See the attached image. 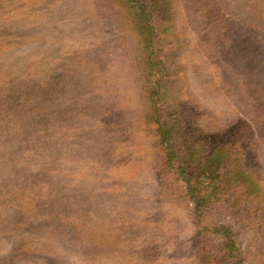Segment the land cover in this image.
I'll return each instance as SVG.
<instances>
[{"label": "rangeland", "instance_id": "obj_1", "mask_svg": "<svg viewBox=\"0 0 264 264\" xmlns=\"http://www.w3.org/2000/svg\"><path fill=\"white\" fill-rule=\"evenodd\" d=\"M221 225L264 264V0H0V264H233Z\"/></svg>", "mask_w": 264, "mask_h": 264}, {"label": "trees", "instance_id": "obj_2", "mask_svg": "<svg viewBox=\"0 0 264 264\" xmlns=\"http://www.w3.org/2000/svg\"><path fill=\"white\" fill-rule=\"evenodd\" d=\"M157 122H158L157 129L159 133L158 135L160 137V142H163L165 141L167 136H170L171 130L170 127L168 126L167 121L159 122V118H158ZM163 148L165 149V154H164L165 163L171 164L178 161V159L176 161L174 160L176 155H174V152L171 149V146L168 142H166ZM193 152L194 150L191 149L190 151H186L182 155L177 165V170L181 174V176H183V178L185 179V195H187V197L192 201L195 207L194 210L196 209V211H198L199 209H202L204 208V206H206V204L208 203L209 196H215L216 194H219L220 191L217 190L215 183L217 182L221 184V173H217V171L212 170L208 174L206 173L207 175H203L200 178L199 176L202 175L203 172L202 168L204 165V164L200 165V163L202 162L203 158L197 161V159H194L192 157ZM228 153L229 152H226L225 155L224 153L221 154L218 162L220 163L224 158L227 159L229 156ZM206 157L207 160H205V163L206 162L208 163V159L210 162L212 155H207L205 156V158ZM191 168H193L194 172L190 171ZM204 178L209 180V182H207L206 187H202L200 184L201 180ZM221 227H222V231H217L219 229L218 227L217 228L214 227L213 229L217 232H221L222 238H224L223 247L226 250L225 257H232L233 259H236L235 262L232 261L233 264H236L238 262H239L238 264H240V259H238V256L236 254L234 240L233 238H231L232 232L230 228L228 226H223V225H221Z\"/></svg>", "mask_w": 264, "mask_h": 264}]
</instances>
